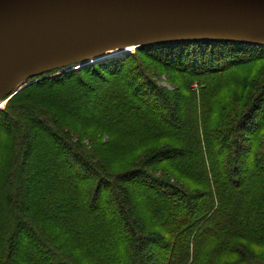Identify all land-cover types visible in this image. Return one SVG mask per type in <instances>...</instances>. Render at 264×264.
I'll return each mask as SVG.
<instances>
[{
    "label": "trees",
    "instance_id": "obj_1",
    "mask_svg": "<svg viewBox=\"0 0 264 264\" xmlns=\"http://www.w3.org/2000/svg\"><path fill=\"white\" fill-rule=\"evenodd\" d=\"M137 52L180 76L174 91L156 85ZM130 61L133 76L121 75ZM255 63H264V45L197 39L33 76L0 109V138L9 139L0 148V264H264V66L254 77L234 75ZM230 88L236 94L220 101ZM131 96L173 124L184 103L186 122L158 123ZM73 101L99 104L100 117L84 116ZM33 126L47 138H30ZM87 129L90 146L76 137ZM98 134L116 150L135 144L128 161L109 163ZM30 156L38 163L28 171ZM28 184H44L35 200ZM34 215L68 236L53 240ZM22 240L31 251L14 255ZM68 243L80 253H68Z\"/></svg>",
    "mask_w": 264,
    "mask_h": 264
},
{
    "label": "water",
    "instance_id": "obj_2",
    "mask_svg": "<svg viewBox=\"0 0 264 264\" xmlns=\"http://www.w3.org/2000/svg\"><path fill=\"white\" fill-rule=\"evenodd\" d=\"M197 39L264 45V0H0V106L46 71Z\"/></svg>",
    "mask_w": 264,
    "mask_h": 264
},
{
    "label": "rangeland",
    "instance_id": "obj_3",
    "mask_svg": "<svg viewBox=\"0 0 264 264\" xmlns=\"http://www.w3.org/2000/svg\"><path fill=\"white\" fill-rule=\"evenodd\" d=\"M135 50V49H134ZM134 50H132L131 52H129V53H131V54H133L134 53ZM136 57L140 60H143V61H145L148 65H150L149 66V69H150V71H151V73H149L151 76H152V78L155 80V83H156V85L157 86H161V87H163L164 89H166V90H172V91H174V83H175V77L176 76H179L178 74H176V73H173L174 75L173 76H171V75H168L167 73H165L161 68H159V67H157V66H155V65H152L153 63L152 62H149V58L144 54V53H142V52H137L136 53ZM127 65H125V67H124V69H123V71L120 73L121 75H128V76H131L133 73L130 71L131 69H132V67H133V64H134V62L133 61H130V62H127L126 63ZM264 66V63H255V64H251V65H249V66H245V67H243L242 69H240V71H237V75L236 74H234L235 76H236V79L237 80H241V79H243V76L244 75H249L250 77H254V76H257L258 75V72L260 71V69L262 68ZM69 68H60V69H56V71H53L52 72V74L50 75V76H52V75H57L58 73H60V72H64L65 70H68ZM77 69H80V68H77ZM130 71V72H129ZM154 72V73H153ZM83 74H85V73H83ZM87 74V73H86ZM106 76L108 77V78H110V79H112L111 77L113 76V75H108V74H106ZM133 76V75H132ZM180 77V76H179ZM234 77V76H233ZM137 78H138V80H139V77H134L133 79L135 80H137ZM29 80H30V82L31 81H34V80H36V79H33V77L32 78H29ZM176 84V83H175ZM193 87L194 88H196V84L195 83H193ZM231 89V88H230ZM114 90H115V88H114V86H108V94H106V95H104L103 97V100H105V101H107V102H110L111 101V99L113 98V92H114ZM229 90V89H228ZM227 91V90H226ZM186 92V91H185ZM223 92H225V91H223ZM234 94H236V92L235 93H233V91H232V89H231V91H229V92H227L226 93V95L225 96H223L222 98H221V100L220 101H225V100H229L230 99V96H232V95H234ZM132 97V99L134 100V103L142 110V111H146V113H148V115L151 117V118H153V120H155L156 122H158V123H162V124H165L166 126H172V127H176V128H180V127H182L184 124H185V122H186V119H185V117H182V114H183V112L185 111L184 110V108H183V104H181L180 105V107H179V109H178V113H179V117H178V120H177V123H175V124H173V122H174V120L173 121H168V120H166V119H163L160 115H159V111L152 105V104H147L146 102H141V101H138V98H137V96H131ZM9 101V98L8 97H6V98H4V100H3V102H2V105L0 106V109H4L5 108V106H6V104H7V102ZM73 104H75L76 105V108H77V111H81V112H84V116H86V117H92V116H95V117H100L98 114H99V111H96L94 108H100V106H99V104H97V105H90V104H88L87 102H85V106L84 107H80V104L78 103V102H74L73 101ZM222 107H223V105H222ZM125 108H127V107H125ZM118 113H117V111L114 109L113 110V112H112V118L113 117H115L116 115H117ZM120 117H121V120L120 121H123L124 120V118L122 117V115H119ZM104 120H108V119H104ZM171 122V123H170ZM33 129H34V132H32L31 134H30V138H32V139H34V140H37V138L39 139V140H41V139H43V138H47V136H45V135H43V134H41L39 131H38V129H37V127L36 126H33ZM79 129V128H78ZM74 134H77L76 132H73ZM79 133H84V135H82L81 134V136L80 135H76V137L78 136L79 138L78 139H80V141H82V139H83V142L86 144V145H88V146H90V143H89V141H88V139H85V138H87V137H91L93 134H94V132H93V130L92 129H87L86 130V133H85V130H82V131H80ZM95 136V143H97V144H101V147H104V148H106V150L108 151V152H106L105 154V159L109 162V163H111L112 165H114V167H116L118 164H120V163H126L128 160V158L130 157L129 156V151H130V148H133V147H135V144L133 145V147H132V145L131 146H127L126 147V149H125V147H123L124 149H123V151H121V150H116V149H114V148H118V146H116V143L114 142V141H112L111 143H110V136L108 137V136H106V134H98V135H94ZM113 137V136H112ZM114 138V137H113ZM9 143V139H8V137H5V136H3L2 135V137L0 138V148H7V144ZM94 143V142H93ZM52 148H55L54 147V145H52L51 146ZM50 147V148H51ZM34 148H38V147H36V146H34L33 147V149ZM111 149V150H110ZM49 151V150H48ZM48 151H44L43 152V154H46ZM33 155V154H32ZM113 162L115 163V164H113ZM38 163V161L37 160H33V157L32 156H30L29 158H28V160H27V162H26V167H28V171H31L32 170V166H34V165H36ZM260 172L263 174L264 173V169H261L260 170ZM71 173V172H70ZM56 175L57 176H61L62 175V171L60 170V169H58V170H56ZM243 182L244 181H241V180H239V182L238 183H234V184H232V190H234V191H236V190H238V188H241L242 187V184H243ZM44 185V184H43ZM42 185V186H43ZM132 185H134L133 187L134 188H137L138 190H140V191H144V192H146L147 194H150L151 193V191H147L145 188H144V186H142L141 184H138L137 182H133V184ZM27 186H29V189H28V195H29V197L31 198V199H33V200H35L36 199V197H33L34 195V193H36V194H39V192L40 191H42V186L41 187H39V188H36V187H32L31 186V184H28ZM60 190H62L63 192H65L64 193V198H65V200H67L68 198H69V194H68V190L66 189V191H65V189H60ZM166 196H168L167 194H165ZM54 199H56V198H54ZM56 201H58V200H56ZM53 207V206H52ZM51 207V208H52ZM46 209H49V208H47V207H45ZM85 210H86V208H85ZM41 211V210H40ZM88 211V210H87ZM59 216V218L61 217V215H58ZM34 217V222L36 223V224H38L39 226L41 225L42 226V229L44 228V232L45 233H47V234H49V236L53 239V240H55V239H57L58 240V242L60 241V240H63V239H65L68 235H67V233H65L64 231H60L58 228H53V229H50V226H49V224L48 223H43V221H42V218H40V217H38V215L36 216V215H34L33 216ZM57 220H58V218H57ZM59 221V220H58ZM43 224H44V227H43ZM89 227H90V225H89ZM121 232V231H120ZM118 233V236L120 237V236H122L123 235V233ZM61 243V242H60ZM90 245H93L92 243L91 244H89V246ZM65 250L68 252V253H72V254H75V253H80L79 252V250H78V248L76 247V245L75 244H73V243H68L67 244V246L65 247ZM29 251H31V249L28 247V245H27V243L26 242H24L23 240L22 241H20V242H18V244L16 245V247H15V249L13 250V253H14V255H20V254H22V253H25V252H29ZM98 255H100L101 253H97Z\"/></svg>",
    "mask_w": 264,
    "mask_h": 264
},
{
    "label": "bare ground",
    "instance_id": "obj_4",
    "mask_svg": "<svg viewBox=\"0 0 264 264\" xmlns=\"http://www.w3.org/2000/svg\"><path fill=\"white\" fill-rule=\"evenodd\" d=\"M130 48H132V47H129V48H126L125 49V51H128ZM124 52V50L123 51H120V52H115L116 54H121V53H123ZM110 56V54L109 55H107V56H105V57H109ZM80 66V64H76V65H72V66H70V67H68V68H77V67H79ZM26 82H29V80H27Z\"/></svg>",
    "mask_w": 264,
    "mask_h": 264
}]
</instances>
